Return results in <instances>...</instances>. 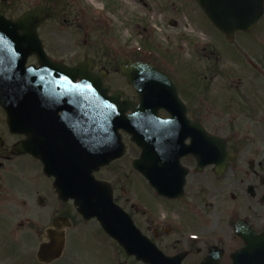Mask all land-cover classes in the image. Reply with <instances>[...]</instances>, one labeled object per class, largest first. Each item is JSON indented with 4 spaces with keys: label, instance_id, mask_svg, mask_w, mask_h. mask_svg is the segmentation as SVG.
<instances>
[{
    "label": "flooded vegetation",
    "instance_id": "flooded-vegetation-1",
    "mask_svg": "<svg viewBox=\"0 0 264 264\" xmlns=\"http://www.w3.org/2000/svg\"><path fill=\"white\" fill-rule=\"evenodd\" d=\"M4 2L0 0V11L10 19L24 11L44 13L36 27L37 37L49 58L64 63L60 47L49 42L53 23L49 21L48 7L30 4L19 8ZM214 39L196 42L200 58L210 62L207 59V66L193 75L188 62V100L180 93L176 77L166 73L184 103L183 121L198 123L216 141L204 142L207 149L201 151L205 163L198 167L197 157L188 152V145L194 146L188 135L191 129L182 125L178 135L185 134L186 151L179 159L184 169L183 193L168 198L151 191L152 203L136 196L133 190V175L141 180V185L150 186L141 172L132 167L141 150L131 141L129 122L91 117L88 111L81 110L80 93L67 90L76 85H66L65 91L64 85L49 78L43 61L39 62L35 54L28 55L27 70L14 72L13 79L20 85L10 89L0 86V247L15 246L18 235L46 240L61 233L63 249L58 260L63 264H90L85 258L86 247L100 255L108 253L113 264H132L129 260L134 261V257L104 232L99 221L84 219L76 211L74 201L63 199L54 184L56 174L61 180L65 172L74 169L72 156H80L82 151L101 154L104 150L109 155L122 153L92 174L109 184L114 203L165 254L183 253L184 258L188 257L182 261L186 264H264V37L260 38L262 42L246 37L249 52L235 37L230 41L221 37L223 44ZM224 48L228 51L224 52ZM216 49L221 57H232L226 63L228 68L217 69L218 62L225 60L218 59ZM99 56L98 52L90 56L93 72H114L116 67L120 72L123 63L132 62L121 59L116 64L114 60L99 63ZM141 60L166 71L148 58ZM215 78H219L220 85L213 90ZM79 81V77L73 79V83ZM123 92L137 101L133 89ZM2 103L10 106L11 120ZM129 113V109L125 111V115ZM156 115L162 119L172 116L163 107L157 109ZM177 115L181 112L177 111ZM176 144L180 145V140ZM165 154L156 158V166L167 172L166 179L177 182L181 168L170 166L173 159ZM70 177L71 174L66 178L67 184ZM66 187L61 191L63 196L71 193ZM79 189L73 186V193ZM161 210L166 212L163 217ZM177 241L184 247L178 249L181 242Z\"/></svg>",
    "mask_w": 264,
    "mask_h": 264
},
{
    "label": "rangeland",
    "instance_id": "rangeland-1",
    "mask_svg": "<svg viewBox=\"0 0 264 264\" xmlns=\"http://www.w3.org/2000/svg\"><path fill=\"white\" fill-rule=\"evenodd\" d=\"M191 1L5 0L3 4H15L19 8L30 4H45L49 9V21L53 23L50 24L48 34L50 45L60 47L66 63H75L85 56H94L96 52L101 54L98 57L99 63H103V60H114L116 64V60H141V58L146 59L143 57L145 56L176 77L181 86L180 93L188 100V93H186L188 62L191 63L192 74V72H201L204 66H207L208 59L200 58L201 53L196 47V42H207L214 37V42H221L219 40L221 36L205 22L194 2ZM246 37H255L262 42L260 38L264 37V18L249 35L244 37L240 34L236 35L237 42H241L249 52L250 45ZM227 51L224 48V52ZM215 54L219 60H225L218 62L217 69L228 68L229 65L226 63L230 62L229 60L232 61V57H221L217 49ZM163 56L173 61V64L170 63L171 68ZM208 61L210 62V59ZM117 68L114 72L103 73L104 83L110 86V90L120 89L130 93L131 87ZM218 85H220L219 78H215L213 90H216ZM216 93L218 92H213V94ZM141 183L136 175L132 176L136 196L143 198L146 202H154V195L150 188ZM128 195L132 197L133 194L129 192ZM165 213L161 210L160 216ZM78 228L83 227L78 226ZM39 241L40 238L35 235H18L15 246L0 247V264H39L34 256ZM183 247L181 242L177 248ZM85 250L87 251L85 258L90 264H113L108 258V253L100 255L88 247ZM185 260H188V257L184 258ZM52 264L63 263L56 261Z\"/></svg>",
    "mask_w": 264,
    "mask_h": 264
},
{
    "label": "water",
    "instance_id": "water-1",
    "mask_svg": "<svg viewBox=\"0 0 264 264\" xmlns=\"http://www.w3.org/2000/svg\"><path fill=\"white\" fill-rule=\"evenodd\" d=\"M200 8L204 11L209 20L221 30L228 38L232 37V34L236 30H249L255 22L258 20L264 10V0H196ZM41 13L37 11L25 12L15 20H9L4 18L0 12V72H22L24 71L23 65L25 58L30 53L36 54L39 62L43 61L53 72H65L66 76H79L82 80V85H88V92L97 95L96 100L102 104L97 105L100 109L102 117L107 116L106 110H110L108 116H120L119 112H123L125 108H131L134 112L137 108L140 109L142 105H138L137 108L128 104L125 101L119 102L118 96L113 95L108 98L106 95V89L101 86V75H95L90 72L91 65L89 60H85L76 66L68 67L66 65L58 64L49 60L44 54H42L40 41L36 35V25L41 21ZM122 73L127 76V79L132 83L138 92L141 94L145 92L146 95L151 94L150 98H146L149 102L158 101V97L154 96L155 93L161 88L157 78L168 80L166 75L158 73L146 64L136 62L131 65H124ZM151 77L150 80H147ZM143 78L144 81H139ZM17 82L13 80L5 82L3 85H11ZM1 84V83H0ZM170 84V83H169ZM171 86V85H170ZM83 92L84 89L81 88ZM172 97L175 101L177 98L176 90L174 86L169 89ZM160 94L159 92H157ZM81 100H83L81 98ZM92 100V98H91ZM113 102L111 109L106 107L105 102ZM5 106V105H4ZM7 116L10 119L8 107L5 106ZM82 109H85V105H81ZM194 124V129H199ZM201 130V129H199ZM154 141L151 139L145 140V148L153 147ZM199 155V154H198ZM109 157L100 161H91L82 156H72L71 165L75 166L71 171L73 181L80 183L81 188L77 192H72L71 197H74L75 205L78 211L86 218L96 216L100 221L104 230H106L112 237L118 240V242L125 248L128 254H134L136 258H144L149 256L153 261H157L155 264H179L181 256L165 257L158 250L146 249L144 252L138 251L140 247V236L133 226L131 221L125 217L122 225H116V217L112 213L111 209V194L107 190V186L102 183H97L91 179L90 173L93 169H96L99 165L105 164ZM79 169L77 170V168ZM76 171V172H75ZM149 179L150 183L161 193H168L169 188L160 187L156 179L153 176V172L149 169H145L143 172ZM80 175V178H78ZM64 177V179L62 178ZM61 180L56 174L55 185L62 188L63 184H67L66 177L62 175ZM91 186V187H90ZM78 188V186H77ZM61 193V192H60ZM62 197L63 196L61 193ZM116 215V214H115ZM120 220V219H118ZM61 253V240L58 236L50 237L48 241L40 242L35 252V256L38 262L48 264L57 259Z\"/></svg>",
    "mask_w": 264,
    "mask_h": 264
}]
</instances>
